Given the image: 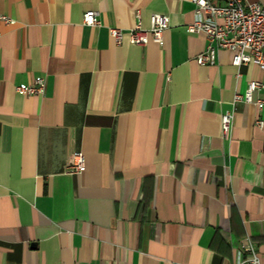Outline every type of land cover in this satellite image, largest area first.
Masks as SVG:
<instances>
[{"label":"crops","instance_id":"1","mask_svg":"<svg viewBox=\"0 0 264 264\" xmlns=\"http://www.w3.org/2000/svg\"><path fill=\"white\" fill-rule=\"evenodd\" d=\"M153 13L162 43H129ZM194 20L191 0H0V264H237L248 237L264 264V87L221 130L264 73L198 64Z\"/></svg>","mask_w":264,"mask_h":264},{"label":"built area","instance_id":"2","mask_svg":"<svg viewBox=\"0 0 264 264\" xmlns=\"http://www.w3.org/2000/svg\"><path fill=\"white\" fill-rule=\"evenodd\" d=\"M195 5V20L188 25L189 33H203L207 40L205 51L197 57L200 65H213L218 49L232 53V64L241 66L255 63L264 73V7L259 3L244 5L243 0H191ZM6 19L5 17H3ZM8 20V19H7ZM82 23L88 27L101 25L98 11H87L83 14ZM169 27V17L153 13L150 16L149 28H143L140 21L129 30V43L145 47L149 41L162 43L165 30ZM111 37L117 44L121 43L123 30L109 28ZM259 81L249 82L243 94H237L233 101V111L221 118V130L228 137L232 128L234 111L241 102H253L255 92L263 88ZM18 92L26 95L41 94L45 90V80L38 78L33 84H22L16 87ZM257 104L262 105L258 100ZM85 169L84 156L76 152L72 155L68 172L78 174ZM243 259L237 264H260L256 245L248 237L243 241Z\"/></svg>","mask_w":264,"mask_h":264}]
</instances>
